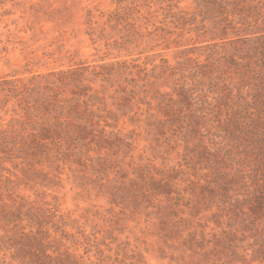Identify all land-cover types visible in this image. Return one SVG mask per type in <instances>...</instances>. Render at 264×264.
<instances>
[{
  "label": "trees",
  "instance_id": "trees-1",
  "mask_svg": "<svg viewBox=\"0 0 264 264\" xmlns=\"http://www.w3.org/2000/svg\"><path fill=\"white\" fill-rule=\"evenodd\" d=\"M196 4L214 50L190 75L162 59L159 73L114 61L0 80V264H127L49 199L74 166L127 209L164 207L162 240L204 264H264V14L256 0ZM167 77L172 92L147 101ZM144 103L149 128L185 143L184 164H135L120 123H142Z\"/></svg>",
  "mask_w": 264,
  "mask_h": 264
},
{
  "label": "rangeland",
  "instance_id": "rangeland-1",
  "mask_svg": "<svg viewBox=\"0 0 264 264\" xmlns=\"http://www.w3.org/2000/svg\"><path fill=\"white\" fill-rule=\"evenodd\" d=\"M256 3L264 14V0ZM201 8L196 0H0V80L29 79L80 63L114 61L138 64L149 73L156 65L159 73L162 59L171 67H188L186 74L190 75V64L197 63L200 69L214 50L208 42L213 15H204ZM217 41L222 52L220 46L226 43ZM227 47L232 53L230 43ZM173 83L170 77L156 80L147 101L156 89L172 92ZM141 108L142 123L134 124L128 117L120 123L122 134L133 136L135 164L148 163L149 159L159 169L184 164L185 143L149 128L148 105ZM151 112L157 113V109ZM160 118L157 114L152 120L156 123ZM190 144L195 145V140ZM6 168L3 174L7 176L15 171L12 163ZM73 169H77L75 174L65 170L62 187L52 191L49 199L57 196L61 210L83 226L91 240L103 243L104 249L111 248L113 259L118 251L119 259L127 264L139 254L146 264H204L199 255L162 240L161 220L167 217L164 207L127 209L114 203L110 194L101 193L98 184L87 175L83 177L79 167ZM19 192L35 197L24 186Z\"/></svg>",
  "mask_w": 264,
  "mask_h": 264
}]
</instances>
